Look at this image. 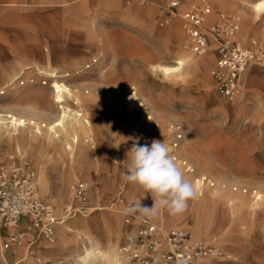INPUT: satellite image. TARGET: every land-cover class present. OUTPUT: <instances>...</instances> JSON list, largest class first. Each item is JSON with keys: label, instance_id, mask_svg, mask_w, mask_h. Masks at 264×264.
Here are the masks:
<instances>
[{"label": "rangeland", "instance_id": "1", "mask_svg": "<svg viewBox=\"0 0 264 264\" xmlns=\"http://www.w3.org/2000/svg\"><path fill=\"white\" fill-rule=\"evenodd\" d=\"M200 1L179 0L176 14L167 20L165 0H134L129 4L121 0H40L37 5L30 6H24L26 4L18 0L12 3L14 5L10 3L13 0H0V112L16 113L24 118H27V113L36 112L53 118L61 106H69L71 115L80 110L82 117L89 115L96 132L100 128L105 132L114 147L118 170L115 178L119 181L127 171V153L132 145H150L153 140H159L170 148V155L186 179H192L189 173L194 170L198 174L196 177L201 176L200 181L203 176L201 198L213 191L218 196L222 194L226 201H221L224 204L221 203L220 208L226 210L230 206L227 200L236 195L251 202L255 193L264 194V64H254L253 69L244 73L252 75L257 72L259 80L242 85L239 98L233 101L219 95L211 84L212 44L206 48L212 61L201 71H189L184 76L174 77L163 74L159 68V65L173 64L177 48L190 51L186 47L187 36L181 13L190 4ZM205 1L211 10L209 18L216 11L237 15L240 20L245 17L229 10L228 0H218L217 3ZM232 1L247 8L259 0ZM77 7L81 9L80 14H77ZM133 9L142 12L135 14ZM261 17L260 23L264 25V11ZM243 27H240L239 36L247 39L243 36L246 28ZM249 37L264 43L254 35ZM52 60L56 61L58 69L64 70L59 80L65 82L72 92L71 95L64 93L63 101L54 100L50 76L44 70V65ZM131 94H135L141 104L128 109L125 98ZM210 95H215L218 103H213ZM235 103L238 104L236 109L229 111ZM36 121L37 124H32L25 120L26 133L33 131L35 124L44 132L46 126L40 122L42 120ZM57 132L62 152L60 149L50 159L53 166L61 163L62 159L69 160L70 149L65 148V142L73 145L70 136L64 139L65 133ZM6 139V132L1 130L0 150L3 154L0 159L8 154H20L12 153L15 151L10 150L13 142L7 145ZM175 143L176 147L173 146ZM27 150L22 143L20 151L25 156L20 155L35 171L38 194L62 216L65 204L58 209L43 196ZM188 167H191V172ZM75 179L83 180L89 187L88 180L80 174L66 180L72 205L78 201L70 188ZM123 190L126 192L127 188L101 190L97 202L87 200L90 205L87 210L75 208L70 213L66 212L70 217L65 220L80 214L94 225L95 231L111 235L114 231L112 216L126 220L119 205L114 204L118 196L125 195L119 194ZM240 213L243 214L242 211L235 213L226 235L246 229ZM180 214L166 219L171 214L161 209L153 218L161 230L177 227L193 235L190 228L195 222V213L186 208ZM134 223L128 233L135 230L137 222ZM4 228V235L12 231L10 226ZM4 235L0 242L2 246ZM192 237L210 241L206 235ZM254 237L255 264H264V230H257ZM220 250L225 257L224 250ZM15 253L8 249L3 251L5 258H0V261L12 264ZM59 257L57 259L62 264L73 261L70 256ZM34 261L45 264L37 260V254L32 255L30 264Z\"/></svg>", "mask_w": 264, "mask_h": 264}, {"label": "bare ground", "instance_id": "2", "mask_svg": "<svg viewBox=\"0 0 264 264\" xmlns=\"http://www.w3.org/2000/svg\"><path fill=\"white\" fill-rule=\"evenodd\" d=\"M15 1L16 0H13V2L10 3L15 4ZM213 1L215 3L218 2V0ZM228 2L229 10L245 16L244 19L240 20L241 27H246H243L244 29L242 28L243 36L248 38L254 35L264 41V25L260 23L262 21L260 18H262L261 15L264 11V1L259 0L247 8L239 6L237 2L232 0H228ZM112 4H114V2ZM133 10L135 14L137 12H142L138 9ZM76 11L77 14H80L81 9L77 7ZM247 17L248 20L246 19ZM238 18L240 19V17ZM53 57L55 58V56ZM211 61L212 58L207 50L202 54L196 55V53L185 50L184 48H177L174 52L173 64L159 65V68H161L162 73L165 75L181 77L186 75L189 71L193 73L199 70L201 71ZM44 66H46L44 70L50 76L54 100L63 101L64 93L72 94L71 89L66 83L61 79L59 80L64 70L58 69L57 63L54 60ZM256 80H259V74L257 72L252 75H244V77H242V85H250ZM210 97L213 103H218V99H216L215 95H210ZM236 98H239V96ZM236 98H234V100ZM76 100L78 101V98H76ZM125 101L128 109H132L141 104V101L135 94L126 96ZM64 106H61V109L57 111L53 118L36 112V114L27 113V118L18 116L16 113L7 112L3 114L0 112V131L3 130L7 134L5 142L7 145L13 142L12 145L14 146H10V150L15 151L12 153L23 154V152L20 151V145L22 143L28 148L27 152L37 172L38 184L43 196L52 201L58 209H61L64 204V207L71 205L69 202L72 195L70 191L67 190L66 180L68 178H73L74 175L80 174L89 182V187L87 185L84 195L86 206H90L87 204V200L90 202H97L96 200L101 190L111 188L120 190L125 187L127 188V193L123 190L120 191L119 194H125L123 196H126L133 205L140 202L142 206L151 207L153 199L150 194H145L144 190L136 185L125 182L124 180L119 181L115 178V173L118 171L116 168L117 159L114 154V147L106 137L105 132L101 128L97 132L95 131L88 114L82 117L83 113L77 110V112L75 111L76 113H72L71 115L68 108L69 106ZM237 106L238 104L235 103L233 107L229 108V111H234ZM41 111L43 112V110ZM7 117L9 119H7ZM146 117L149 119L151 118L147 113ZM44 118L46 121H44ZM36 119L42 120L40 122H43L46 126L44 132L36 125L38 122ZM25 120H28L29 123L32 124L36 123L35 128L33 127V131L26 133L27 131H25L24 127L26 126ZM146 127H148V125ZM59 130L65 133L64 139L70 136V142H73V145L71 146V144L65 142V148L70 149L69 160L66 161L62 159L61 163L53 166L50 165L49 161L52 156L58 154L61 149L59 133L57 132ZM160 134L159 132V138ZM155 135L157 134L155 133ZM173 146L176 147V143L173 144ZM2 154L3 151L0 150V156ZM181 162L185 161L182 160ZM188 169L190 170L191 167H188ZM119 171H122L121 167ZM191 171L192 169L190 172ZM33 172L35 174L34 170ZM189 174L192 176V179L190 177L187 180L192 184L196 193L195 197L188 201L186 207L195 213V222L190 228L193 233L192 236L206 235L210 240L215 241L218 247L224 250L225 257L221 255L216 264H255L256 261L253 254V249L255 247L254 235L257 230H264V194L255 193L256 195H254V197L252 196L251 202L236 195L233 199H229L230 201L227 200L230 205L228 210L222 209L220 205L222 206L224 203L221 201H226V197L222 194L218 196L216 192L213 191L206 195V197L201 198V182H203V176L200 181L201 176L200 178L196 177L195 175L197 173L195 170ZM95 204L98 206L100 205L99 203ZM114 204H117L116 201ZM260 204H262V206H260ZM119 208L122 210L120 206ZM238 211L243 212V214L240 213L242 215L241 220L246 224V229L226 235V230H228L229 226L234 222L235 213H238ZM67 213L63 211L60 220L55 223V235L53 240H49L41 232L35 231L32 235V242L30 241V244H23L20 242L17 249L14 251L16 253L12 264H30V258H32L33 254H37V260L45 264H62V261L57 259L58 256L61 258V255L70 256L72 258L71 260H73L71 264H133L132 261L122 258L119 255L118 247L124 240L128 231L132 228V225L135 224L134 221L137 222L138 217L143 214L134 211L125 222L122 221V218H117L115 215L112 216L111 221L114 231L111 235H103L95 231L94 225L80 214L78 217L69 221L65 220L69 216ZM162 215L163 214H160L161 217ZM180 215L181 214L175 216L168 215L165 218L172 219ZM128 220L134 221H132V223H126ZM27 226L28 221L24 216L20 218L17 225L10 226V229L12 231L16 229L25 230ZM157 226L160 228L159 225ZM4 227L9 226H0V242L2 241L4 230L6 229ZM0 246L1 257L3 251H7V249L3 248L1 243Z\"/></svg>", "mask_w": 264, "mask_h": 264}, {"label": "built area", "instance_id": "3", "mask_svg": "<svg viewBox=\"0 0 264 264\" xmlns=\"http://www.w3.org/2000/svg\"><path fill=\"white\" fill-rule=\"evenodd\" d=\"M20 1L30 3V0ZM123 1L131 3L134 0ZM165 4L168 20L176 14L179 0H165ZM210 14L209 3L205 0L190 4L181 13L187 36L186 47L202 54L212 44L214 63L209 69L211 83L219 95L232 101L242 91L244 73L254 64L264 62V43L253 37L243 40L239 36L241 22L237 16L216 11L209 18ZM70 188L78 201L66 206L65 212L75 208L87 210L89 207L84 204L87 184L75 179ZM116 203L122 208L125 219L134 212L128 211L133 204L126 196H118ZM24 216L28 221L26 229L7 232L3 239V248L12 253L20 242L30 243L35 231L53 240L54 226L60 216L53 205L38 194L35 174L27 166L23 155L8 154L0 159V226L17 225ZM118 252L133 264H216L221 256V250L214 241L193 238L189 231L182 228L161 230L152 217L145 215L138 217L135 230L125 236ZM0 264L4 262L0 261Z\"/></svg>", "mask_w": 264, "mask_h": 264}, {"label": "clouds", "instance_id": "4", "mask_svg": "<svg viewBox=\"0 0 264 264\" xmlns=\"http://www.w3.org/2000/svg\"><path fill=\"white\" fill-rule=\"evenodd\" d=\"M127 157L129 163L123 180L140 187L153 199L151 207L142 206L139 202L128 211H138L145 216L155 217L161 209H166L171 215L186 210L188 201L196 193L164 142L153 140L150 145L134 143Z\"/></svg>", "mask_w": 264, "mask_h": 264}, {"label": "crops", "instance_id": "5", "mask_svg": "<svg viewBox=\"0 0 264 264\" xmlns=\"http://www.w3.org/2000/svg\"><path fill=\"white\" fill-rule=\"evenodd\" d=\"M19 1V3H21V4H23L20 0H18ZM37 1H40V0H30V3H28V4H26V5H24V6H30V5H37L38 3H37ZM122 2H124L123 0H121ZM125 3V2H124ZM126 4H129V3H126ZM243 40H246V39H243ZM212 56H213V58H214V53L212 52ZM254 67H251L249 70H247L246 72H249L251 69H253ZM245 72V73H246ZM210 77V76H209ZM210 81H211V79H210ZM212 84V83H211ZM213 86V85H212ZM5 235H6V233H5ZM4 235V236H5ZM0 258H5V256H3V253L1 254V257Z\"/></svg>", "mask_w": 264, "mask_h": 264}]
</instances>
